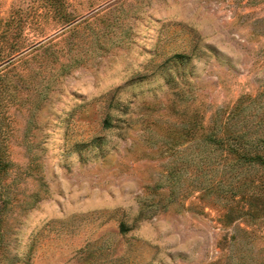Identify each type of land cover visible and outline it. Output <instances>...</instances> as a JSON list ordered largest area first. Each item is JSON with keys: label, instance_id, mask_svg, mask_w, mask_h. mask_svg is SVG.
Here are the masks:
<instances>
[{"label": "rangeland", "instance_id": "rangeland-1", "mask_svg": "<svg viewBox=\"0 0 264 264\" xmlns=\"http://www.w3.org/2000/svg\"><path fill=\"white\" fill-rule=\"evenodd\" d=\"M257 94L264 0H0V264H254L186 132Z\"/></svg>", "mask_w": 264, "mask_h": 264}, {"label": "trees", "instance_id": "trees-1", "mask_svg": "<svg viewBox=\"0 0 264 264\" xmlns=\"http://www.w3.org/2000/svg\"><path fill=\"white\" fill-rule=\"evenodd\" d=\"M199 126L186 133L200 147L201 198L211 199L221 209L225 225L243 223L251 230L240 231L255 232L264 223V105L259 95L241 96L224 116ZM1 166L0 161V170L4 169ZM240 242L233 239L237 251H242ZM259 252L254 264H264V250ZM237 264H247L243 255Z\"/></svg>", "mask_w": 264, "mask_h": 264}]
</instances>
